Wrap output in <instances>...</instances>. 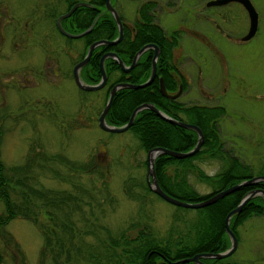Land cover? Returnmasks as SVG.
Wrapping results in <instances>:
<instances>
[{
  "label": "rangeland",
  "instance_id": "obj_1",
  "mask_svg": "<svg viewBox=\"0 0 264 264\" xmlns=\"http://www.w3.org/2000/svg\"><path fill=\"white\" fill-rule=\"evenodd\" d=\"M32 1L0 0L3 164L5 167L24 164L31 145L47 155L61 153L78 163L92 158L101 166L116 198L114 209L104 218L112 230L125 228L132 221L150 223L160 236L171 225L184 230L193 212L178 210L156 194L146 192L142 203L124 194L122 184L128 176L146 181L147 152L139 147L130 131L113 133L99 127L98 116L106 103L105 89L83 91L72 76V68L84 51L81 40L68 41L58 35L55 39L58 42L52 46H34L28 38L22 43L16 41L13 28L27 16ZM176 1L189 8V0ZM191 1L195 4L191 14L196 16L197 38L204 39L206 34L211 46L205 51L194 37L187 41L186 50L182 46L175 50L176 56L197 53L171 58V63L173 60L192 84L190 93L182 94L177 101L187 106H222L225 112L216 122L224 148L248 163L253 174L264 172V0H250L258 13V28L247 41L241 38L248 30L249 18L240 3L215 7L205 5L209 0ZM175 2L170 5L167 0H159L160 18L165 16L162 24L172 29L178 27L176 24L182 18L180 11L170 13L180 7ZM140 3L141 0H115L114 6L130 25L137 18ZM205 159L208 158L202 160ZM35 173L37 185L69 187L52 178L48 169ZM91 177L100 182L97 174ZM6 230L18 243L26 264H38L42 238L36 226L16 218L7 224ZM238 232L240 241L231 259L238 264H264V215L249 218L238 227ZM0 252L3 264H18L15 252L1 237Z\"/></svg>",
  "mask_w": 264,
  "mask_h": 264
},
{
  "label": "trees",
  "instance_id": "obj_2",
  "mask_svg": "<svg viewBox=\"0 0 264 264\" xmlns=\"http://www.w3.org/2000/svg\"><path fill=\"white\" fill-rule=\"evenodd\" d=\"M90 2L97 5L100 15L93 27L82 36L85 45L78 61L83 58L89 44L101 39H112L117 34L115 21L106 10L105 0ZM78 12L82 13L85 26L68 29L70 32L84 31L97 14L91 7H81L73 16L76 17ZM68 19L62 22L66 23ZM110 49L111 45H101L94 50L92 57L80 69L82 81L87 84L100 81V56ZM120 58L128 65L133 57ZM169 62L170 57H159L157 62V73H162L168 93L174 90L167 73L169 69H166L169 68ZM104 68L106 83L100 90L105 89L107 100L109 90L118 82H144L149 75L150 57H140L127 73L112 58L104 60ZM143 103H152L170 117L195 124L203 133V143L194 155L179 159L159 154L155 158V176L167 194L184 201L197 202L244 179L264 174H253L248 163L224 148L216 122L225 112L222 106H187L164 97L159 91L157 79L142 88L119 89L106 114V122L115 126L125 124L133 109ZM127 131L134 135L139 147L145 152L155 147L188 151L197 140L194 130L169 123L148 109L137 113ZM203 158L222 162V171L214 180L204 176L193 163ZM42 169H48L52 178L69 187L46 188L37 185L38 174L35 172H41ZM189 173L198 174L211 188V192L197 195L187 182ZM92 174H97L99 183L91 177ZM257 188L264 191V181L242 186L205 207L190 209L175 206L178 210L193 212L184 230H177L171 225L167 233L160 236L150 223L138 221L130 222L125 228L112 230L104 218L110 209H114L116 198L110 192L101 166L92 158L78 163L61 153L47 155L31 145L26 162L22 165L5 167L0 158V202L3 204L0 237L13 249L18 264L26 262L18 243L6 230L7 224L16 218L28 220L40 233L42 245L38 264H195L182 260L203 252H222L230 246L224 218L249 191ZM122 190L128 199L139 203L144 201L146 192L154 194L146 181L141 182L133 176L123 181ZM263 215L264 200L258 195L230 218V229L238 243V227L251 217ZM232 255L221 259L201 258L200 261L204 264H238L231 259ZM0 264H3L1 252Z\"/></svg>",
  "mask_w": 264,
  "mask_h": 264
},
{
  "label": "flooded vegetation",
  "instance_id": "obj_3",
  "mask_svg": "<svg viewBox=\"0 0 264 264\" xmlns=\"http://www.w3.org/2000/svg\"><path fill=\"white\" fill-rule=\"evenodd\" d=\"M79 2L89 3L90 6H87V7H91L95 9L97 12L95 17H93L91 24L89 25V27L92 28L95 22L98 20L100 13L98 11L99 9L97 8V5H95L94 3H91L90 0L88 1H83V0H33L30 10L27 12V16L24 18L21 17L23 18L22 19L23 21H20L18 25L15 26V29L13 28V30H16L14 32L16 36V41L19 43H22L26 41L28 38L29 43L33 44L34 46H38V45H42V46L51 45L52 46L58 42V40H55L56 38H58L57 36L61 35L65 37L68 41H71L73 39H79L81 40L84 46L85 41L82 38V36L78 38L68 37L59 30L56 24L57 18L61 14L66 13L68 10H70V8L73 5ZM114 2L115 0H111V4L113 8L116 10L114 6ZM174 2L175 0H167V4H170V5H172ZM175 3L180 7L177 6L178 8H176L174 11H170V13H173L175 11H178V12L180 11L182 14V18L180 19V22L176 24L178 25L176 29H172L171 26L169 25L164 26L162 24V19L163 18L165 19V16L163 18H160L159 10H160L161 5L159 3V0H141L140 5L138 6V8H136L137 18L130 25L125 23L124 18L121 17L119 13L118 15L122 22V37L118 42L111 45L110 50H107L100 56L102 57L105 53L111 52V53H115L119 58L120 57H133L134 58L136 57L138 52L142 49V52L138 57L139 58L140 57H150L149 75L151 72L152 59L153 57H157L155 77L152 81L157 79L158 85L160 84L159 83L160 79H162V82L164 85L162 73L161 72L157 73L158 58L159 57H170L169 68L166 67V69H169L167 73L171 78L170 82L173 83L174 85V90L171 91L170 93H168L167 91L166 92L169 95H174L178 93V95L175 98H169L172 100H177L182 94L190 93L192 84L186 79V76L183 75V73L180 71L176 63H173V60L171 63V58L172 57H191L197 54V53H193L189 55L184 54L181 56H176L174 53L175 50L181 46L183 47L184 50H186L185 47L187 45V41L194 39V37L204 45V48L206 49L205 51L210 49V46H211L210 41L206 34H204V39L197 38L198 36L197 32L194 30L196 16L195 15L192 16L191 14L192 8H195L194 2L189 0V8L184 7L185 5L181 6L182 3H180L179 1H176ZM230 3L239 4L238 2H229L219 7L226 6ZM81 7H85V6H78L77 8H75V10L68 17H66V19L69 18L68 19L69 21H67L66 23H63L62 22L63 19H62L61 25H62V28L66 32L71 33V34H77L80 32H70L68 29H81L85 26L81 12H78L76 17L73 16L75 11ZM215 7H218V6H215ZM79 13H81L80 16H79ZM78 17H80V19H78ZM204 18L206 19L207 17L205 16ZM20 25H22V28H20ZM115 27L117 30V34L115 37L109 40H113L118 36L119 31H118L116 22H115ZM0 33L3 34V31H1ZM121 41H124V42L122 44H119ZM66 43H67L66 41L63 42V44H66ZM85 53L83 54L82 57L85 56ZM92 54L90 57H92ZM199 56L201 57V54H199ZM139 58L137 59L136 63L138 62ZM131 62L128 65H130ZM177 62H181V61L179 60ZM134 66L132 68H134ZM160 69L162 70L163 68H160ZM159 91H160V88H159Z\"/></svg>",
  "mask_w": 264,
  "mask_h": 264
},
{
  "label": "water",
  "instance_id": "obj_4",
  "mask_svg": "<svg viewBox=\"0 0 264 264\" xmlns=\"http://www.w3.org/2000/svg\"><path fill=\"white\" fill-rule=\"evenodd\" d=\"M229 2H238L247 11L248 18H249V27H248L246 34L241 39L243 41H247V40L251 39L255 35L257 28H258V13H257L256 9L254 8V6L250 0H209V1H207V3L205 5L206 6H221V5L227 4ZM78 6L87 7V6H90V4L87 2L76 3L66 13L61 14L57 18V21H56V24H57V27L59 28V30L68 37H72V38L81 37L85 33H87L91 28V27H89V28L85 29L84 31L77 33V34L68 33L62 28V25H61L62 19L68 17L75 10V8H77ZM105 6H106L107 11H109L111 13V15L113 16V19L117 24L119 33H118V36L113 40L101 39V40H97V41H94L93 43H91L87 47L85 56L73 66L72 76H73L74 83L76 84V86L79 89H81L83 91H96V90L101 89L105 85V83H106V72H105V68H104V60L106 58L114 59L119 64L121 70L123 72H127L135 65L137 59L139 58L138 56L142 52V49H141L138 52V54L136 55V57L133 58L131 64L128 66L125 65L124 62L115 53H111V52L105 53L100 58V62H99L100 72H101L100 81L96 84H87L84 81H82L80 74H79L80 69L88 62L93 50L99 45L115 44L122 37V22L120 20V17L118 15L117 11L113 8V6L111 4V0H105ZM156 59H157V57H153V59H152L151 72H150V75L146 81H144L142 83H137V84L129 83V82H118L115 85H113L111 87V89L109 90L106 103H105L103 109L101 110V112L98 116V125L102 130H104L106 132L121 133V132H124V131L129 129V127L133 123L135 116L137 115V113L139 111H141L143 109H148L150 111L155 112L160 118L164 119L165 121H167L169 123L175 124L179 127L185 128V129L194 130L197 133L196 143L188 151H176V150H171V149H167L164 147H155V148L149 149L147 151V157H146L147 172H146L145 179H146V183H147L149 189L154 194H156L157 196L162 198L163 200H165V201H167V202H169L175 206H180V207L190 208V209H196V208H201V207H205V206H208L210 204H213L217 200H219L220 198L232 193L233 191L237 190L238 188H240L242 186L252 185V184L257 183V182H263L264 181V174L263 175H254V176L247 178V179H244V180H242V181H240L234 185H231V186H229L223 190H220L208 198H205V199L197 201V202H188V201H184V200L175 198V197L167 194L160 187V185L157 181V178L155 176V169H154L155 158L159 154H166L168 156H172V157L179 158V159L194 155L200 149V147L203 143L204 137H203V133H202L201 129L195 124L187 123L185 121H181L179 119H175L173 117L168 116L166 113H164L163 111L158 109L152 103H143V104L138 105L136 108L133 109L132 113L129 116L128 121L121 126H115V125L108 124L106 122V119H105L106 114L110 109L112 99H113L115 93L119 89H122V88H126V89L142 88V87H144V86H146L152 82V80L155 77V72H156ZM159 83H160L159 88H160V92L162 95H164L168 98H175L178 95V93H176L174 95H169L166 92V89L163 85L162 79H160ZM258 195L262 196V198L264 200V191L263 190L257 188V189H253V190L249 191L241 199V201L237 204V206L235 208H233L232 210H230L226 214V216L224 218V228H225L227 235L229 236L231 243H230V246L225 251L217 252V253H212V252L198 253L192 257L185 258L182 261H192L195 264H204L200 261L201 258L221 259V258H226V257L232 255L237 248L238 241H237V238H236L234 232L230 229V218L234 214L238 213L241 210V208L251 198L258 196Z\"/></svg>",
  "mask_w": 264,
  "mask_h": 264
},
{
  "label": "clouds",
  "instance_id": "obj_5",
  "mask_svg": "<svg viewBox=\"0 0 264 264\" xmlns=\"http://www.w3.org/2000/svg\"><path fill=\"white\" fill-rule=\"evenodd\" d=\"M200 169L204 176L214 180L222 171V162L218 159H205L193 162ZM187 182L197 195H205L209 186L200 179L198 174L189 173Z\"/></svg>",
  "mask_w": 264,
  "mask_h": 264
}]
</instances>
